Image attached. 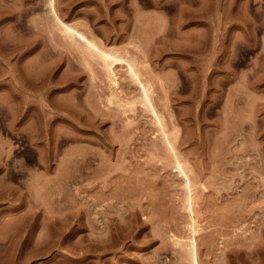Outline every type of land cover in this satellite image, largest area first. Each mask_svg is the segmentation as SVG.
<instances>
[{"label": "rangeland", "instance_id": "obj_1", "mask_svg": "<svg viewBox=\"0 0 264 264\" xmlns=\"http://www.w3.org/2000/svg\"><path fill=\"white\" fill-rule=\"evenodd\" d=\"M58 16L135 60L170 140ZM192 238L264 264V0H0V264H195Z\"/></svg>", "mask_w": 264, "mask_h": 264}, {"label": "bare ground", "instance_id": "obj_2", "mask_svg": "<svg viewBox=\"0 0 264 264\" xmlns=\"http://www.w3.org/2000/svg\"><path fill=\"white\" fill-rule=\"evenodd\" d=\"M55 14H56V10H55ZM57 21H58L59 25L61 26V27L59 26L61 31H63V33H65L64 35H66V37L70 38L73 41V43L77 44L79 47H81V46L83 47L81 49L82 52L84 51V53H87V56H90L93 60H95L96 58L100 59L99 62H101V64H102L101 66H103V69H104L103 71H105L104 73H105L106 78H107V83H108L107 85L109 88L108 89L109 90V94H108L109 102L111 104L113 103V104L117 105L118 109L119 108L120 109H127L126 107H129V104H132L131 103L132 100L129 101L130 99H125L123 97L124 95L122 96L123 90H121V86H119L120 81H119L117 70H116L117 64H119L120 62H125L127 65L129 73L131 74V76H133V79L134 78L136 79V81L138 82V86H140L141 89L143 90V93H144V96L147 100V103L150 104V105L148 104L150 107V110H152L151 112L154 114V117H156L155 119L160 124H162L161 127L164 129L165 123L163 121V118H161V116L158 114V111L156 110V108H155V106L151 100L150 89L148 88L149 85L147 86V84L142 80V78L140 76V72L137 69L135 60L129 59L128 57L122 58V57L116 56L114 52L106 50L94 38L89 37L84 31L79 30L76 25H74V24L72 25V24L64 21L59 16L57 17ZM127 110H124V111L120 110V111L124 112V114H125L127 112ZM23 111H25V109H23ZM26 112H27V110H26ZM122 112H121V114H122ZM22 114L24 117L26 116L25 112H23ZM126 120H128V118ZM126 122H129V120ZM165 131L166 130L164 129V133H165ZM165 135H167V136L165 137ZM168 135L170 136V133L168 134V132L164 134V138L166 140L169 138ZM169 140H170V138H169ZM169 142H171V141H169ZM178 165L181 167V162H178ZM189 208H190V210L193 211V198L190 199ZM193 238L190 239V242H186L189 245V247L186 245V243L184 245L186 247L190 248V250L192 251V254H194L193 256L195 257L194 263L198 264V261L196 259V254H197L196 253V241ZM179 241L182 242L181 240H179Z\"/></svg>", "mask_w": 264, "mask_h": 264}]
</instances>
